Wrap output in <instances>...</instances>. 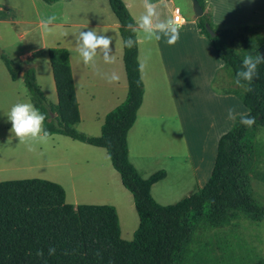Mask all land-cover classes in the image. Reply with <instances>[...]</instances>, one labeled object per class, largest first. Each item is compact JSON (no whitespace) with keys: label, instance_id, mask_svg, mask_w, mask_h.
Returning <instances> with one entry per match:
<instances>
[{"label":"trees","instance_id":"obj_1","mask_svg":"<svg viewBox=\"0 0 264 264\" xmlns=\"http://www.w3.org/2000/svg\"><path fill=\"white\" fill-rule=\"evenodd\" d=\"M41 1L50 4L56 0ZM196 1L202 15L195 24L229 77L231 87L226 93L239 100L246 109L244 115L257 117V124L249 128L241 125L237 117L217 139L205 183L173 204H158L150 195L151 186L162 180L165 172L157 170L141 178L127 157L126 135L141 104L143 86L137 45L129 49L123 44L129 37L135 41L136 38L134 21L121 0H107V4L118 23L126 95L106 113L98 136H85L74 129L79 114L64 48L55 46L46 51L55 104L46 101L32 67L22 70L0 51V61L9 78L15 81L21 73L28 101L46 114V130L105 151L121 186L131 195L138 219L131 239L122 240L111 205L67 204L61 186L43 179L0 181V264H213V260L227 264L211 255L202 259L190 248L195 230L219 229L240 219L259 222L264 218V206L255 200L250 185L251 175L264 183V172H253L259 156L255 131L257 127L264 128V65L259 66L252 91L235 83L243 56L247 52L264 53V25L217 26L205 12V1ZM13 18L12 10L0 9V20ZM205 24L213 37L207 34ZM238 46L244 52L232 51ZM49 246L56 249L55 255H48ZM39 250L44 251L43 256L37 255ZM233 255L238 260H229L228 264H250Z\"/></svg>","mask_w":264,"mask_h":264},{"label":"crops","instance_id":"obj_2","mask_svg":"<svg viewBox=\"0 0 264 264\" xmlns=\"http://www.w3.org/2000/svg\"><path fill=\"white\" fill-rule=\"evenodd\" d=\"M121 1L134 21L139 76L143 86L142 100L136 111L135 119L138 112L142 111L146 98L157 101L156 104H159L163 98L168 100V104L176 110L173 117L181 127V133H183L182 140L186 148L185 157L188 159L186 163L191 166L194 173V175H190V186L195 185V189H198V185L202 187L205 183L212 168L217 142V132L214 137L210 136V134H213V128L216 125L221 126L226 120H228L226 126L230 125L232 121L228 117L230 108L243 113H246V109L235 96L226 93L228 88L222 89V94H217L212 90L211 85L216 79V75L218 76V85H221L219 73L223 70L222 62L215 56L205 36L199 33L194 16L192 19L186 20L179 10L185 24L184 28L179 30V39L174 44H168L165 38L159 41L154 39L150 41L146 38L143 30L139 28V17L145 11L144 4L146 0ZM173 1L152 0L157 5V17L153 18L154 24L172 18V9L177 8L173 5ZM204 1L206 4L205 12H208L211 22L217 26L264 25V0ZM0 7L10 9L14 13L12 20H0V24H7L10 30L14 32L15 38L19 41H23L30 36L37 39L30 47L31 49L17 55L14 63L18 66L32 67L35 82H37L36 79L41 70V64L46 66V75L49 76L46 88L37 86L46 101L51 104L56 103V94L46 53L48 46L44 44L43 40V35L46 32L40 24V19L53 14L58 17L49 26L53 33L50 34L52 38L50 46L64 48L68 53L70 74L79 114V121L74 128L82 122V116L84 115L89 117V127L92 128V132L85 136H98L104 116L124 100L127 89L121 59L122 45L118 34V23L109 9L107 0H56L50 4H46L41 0H0ZM69 29L74 30L75 34H71L67 38L66 30ZM90 29H95L98 34L112 37L110 47L112 48L113 63H105L101 50H97L94 65L89 64L86 66L83 63L76 46L77 38L81 31ZM139 32L143 34V38L139 36ZM34 54H40L41 61L38 60L39 58H34ZM141 64L146 65L143 71L140 70ZM112 74H116L119 79L109 83L107 77ZM10 81L15 82L16 80L12 81L10 79ZM202 96L205 97L207 102H211L210 121L207 128H205L202 139L193 149L194 145L190 141L188 142L189 122L188 111L186 113V110L192 102L195 105L194 103L200 101ZM219 106L221 110H218L217 107ZM9 109L10 107L7 110ZM219 111H222V114ZM7 125L0 122V141H7L15 137L9 131ZM128 132L126 135L127 157L139 174L140 164L135 163L129 154ZM62 160L57 159L56 164L60 165ZM164 167L157 169L165 172V177L158 182L165 181L170 174ZM3 172L0 169L1 175ZM140 177L143 178L141 175ZM54 179L56 178H51V180ZM55 182L61 185L60 180ZM153 185L150 188V195ZM77 204V201L71 203L73 206Z\"/></svg>","mask_w":264,"mask_h":264},{"label":"rangeland","instance_id":"obj_3","mask_svg":"<svg viewBox=\"0 0 264 264\" xmlns=\"http://www.w3.org/2000/svg\"><path fill=\"white\" fill-rule=\"evenodd\" d=\"M173 5L179 8L186 20L193 18L190 0H174ZM13 33L7 24H0V51L14 62L17 55L31 49L37 39L30 36L19 41ZM50 34L53 33L49 31L43 35L47 48H51ZM71 34H75L74 30H66L67 38ZM139 36L144 37L140 32ZM34 58H39V61L42 59L40 54H34ZM19 67L22 70L27 68V66ZM46 73V66L41 64L36 84L44 89L49 78ZM21 75L15 82H11L0 61V122L8 124L9 131L12 125L7 115L11 107L18 102H29L21 83ZM217 77L216 75L211 85L215 93L218 94L223 91L222 89L231 87L229 77L224 70L219 73L220 86ZM156 102L146 98L142 111L138 112L128 132L129 154L135 163L140 164L138 172L143 178L163 166L170 172L165 181L156 183L151 190V196L157 203L167 205L187 197L196 189L195 185L190 186V179L194 173L191 166L186 163L188 159L185 157L183 133L173 117L176 110L174 107L172 109L165 98L159 104ZM194 104L192 102L186 110L189 122L188 142L194 145L193 149L202 139L211 115V102H207L205 97L202 96L201 100ZM217 108L221 110L220 106ZM219 113L222 114V111ZM237 113L245 114L240 111ZM84 114L87 115L85 112ZM227 121L213 128V134L210 136L214 137L217 132L216 141L232 126L233 120L228 127ZM89 126V117L83 115L82 122L74 129L86 135L92 132ZM30 143L35 146L36 151H29L27 143H20L18 137L0 141V169L4 171L2 175L0 174L2 178L0 181L36 178L56 183L55 181L60 180L61 185L56 184L63 189L67 204L75 201L78 204H112L118 217L120 238L126 241L131 239L138 223L131 196L120 185L119 177L111 168L103 149L92 148L59 135L51 136L47 142L36 138ZM255 143L259 156L253 172H264V128H256ZM57 159L62 160L60 165L56 164ZM51 178L56 179L51 180ZM250 178L253 196L264 206V183L257 181L252 175ZM190 248L200 253L202 259H207L211 255L217 259L221 258V262L228 264L238 260L233 255L235 254L243 257L250 264H264V218L259 222L240 219L230 226L219 229L197 228L192 235ZM213 264H217V261L213 260Z\"/></svg>","mask_w":264,"mask_h":264},{"label":"clouds","instance_id":"obj_4","mask_svg":"<svg viewBox=\"0 0 264 264\" xmlns=\"http://www.w3.org/2000/svg\"><path fill=\"white\" fill-rule=\"evenodd\" d=\"M145 11L139 17V28L143 30L148 40L159 41L162 38L166 39L168 44H174L179 39V29L174 18H169L164 21L153 23V18L157 17V5L152 0H146L144 4ZM58 17L50 15L42 17L40 24L45 32L51 31L49 27ZM131 27V25H129ZM137 41L131 37L124 40L123 44L126 48H133ZM112 37L107 35L98 34L95 29L88 31H81L77 38V49L83 63L87 66L95 64V57L97 50L103 52V60L105 63H113L112 55ZM234 53L244 52L243 48L237 47L232 50ZM260 65H264V53L257 51L255 53L247 52L243 56L241 70L236 73L235 83L239 87L247 86L248 91H252L251 84L258 77V69ZM145 64L140 65V70L143 71ZM108 82L112 83L119 79L116 74L107 77ZM218 94H222L221 92ZM12 128L10 132L19 138L20 143H27L29 151H36L35 146L30 143L31 140L39 138L41 141L47 142L48 138L52 135L49 130H46L44 122L46 114L42 113L31 102H18L14 104L7 115ZM228 117L230 120L235 121L239 118L241 125L251 128L257 124V117L252 115L239 114L235 109L228 110ZM42 134V135H41ZM56 254V249L49 246L48 255L53 256ZM37 255L43 256L44 251L39 250Z\"/></svg>","mask_w":264,"mask_h":264},{"label":"water","instance_id":"obj_5","mask_svg":"<svg viewBox=\"0 0 264 264\" xmlns=\"http://www.w3.org/2000/svg\"><path fill=\"white\" fill-rule=\"evenodd\" d=\"M190 2H191L192 11H193V16L196 19L202 15V10L199 7L196 0H190ZM204 28L210 37L214 36V33L209 29V27L206 24L204 25ZM19 75H21V73H19Z\"/></svg>","mask_w":264,"mask_h":264},{"label":"built area","instance_id":"obj_6","mask_svg":"<svg viewBox=\"0 0 264 264\" xmlns=\"http://www.w3.org/2000/svg\"><path fill=\"white\" fill-rule=\"evenodd\" d=\"M172 18H174L176 20V24H177V27L179 30L184 28L185 22L182 20L178 8L172 9Z\"/></svg>","mask_w":264,"mask_h":264}]
</instances>
